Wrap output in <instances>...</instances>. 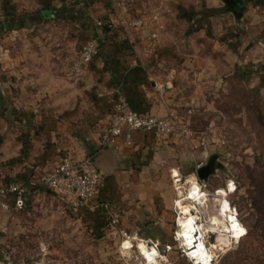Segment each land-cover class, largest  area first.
<instances>
[{"label":"rangeland","instance_id":"374dc122","mask_svg":"<svg viewBox=\"0 0 264 264\" xmlns=\"http://www.w3.org/2000/svg\"><path fill=\"white\" fill-rule=\"evenodd\" d=\"M203 2L204 0H0V22L5 17L3 25L0 23V44L2 40L4 42L7 32H14L10 29L14 26L13 19H23V25L17 30L30 34V41H26L25 47L32 50L31 65L41 75V86L25 88L22 94L15 91L10 94L8 106L11 117L5 124L9 129L21 126L31 128L29 143L38 147L36 136L42 138L44 127L38 118L41 117L39 113L46 119H61L58 115L63 111L60 108L68 102L65 100L66 96H80L83 91L81 88L84 91L88 89L85 86L88 80L87 66L81 65L80 72L76 71L79 66V48L87 39H94L99 47L110 48V56L116 57L112 54L115 50H121V53L124 50H128L127 53L130 49L134 50L135 44L130 37L140 31L146 35L139 46L154 50L162 44L161 30L164 29V21L167 22L164 33L168 32L173 40L167 41L168 44L163 47H179L186 54L192 53L194 49L198 52V47H201L203 51L215 55L213 51H217V48L213 47L214 42L220 45L225 40L218 41L212 35L196 36L200 24L192 21V17H204L208 12L224 14L228 8L222 4L208 9ZM45 7L55 8V15L43 13ZM6 19L8 23L5 24ZM138 19L142 20L140 26L134 23ZM152 33H156L155 45H152ZM15 41L10 39L9 45ZM262 66L261 62L236 65L230 73L219 76L213 87L205 86L199 93L201 98L198 101L190 100L187 103L188 100L182 105V111H192L189 122L195 134L193 137L196 138L202 132L206 134L207 157L203 162L210 155H216V171L207 181V189L211 195L209 198H213L216 189L227 191L230 179L235 185L219 207L232 214V206L236 208L238 218L234 217L240 222L242 231L235 240L229 233V242L213 249L214 264H264ZM185 90L187 96L193 92L188 86ZM72 105L77 113L76 109L79 111L81 104ZM82 107L81 119L87 113L89 105L82 104ZM12 113L24 114L26 118L19 122L12 118ZM36 128L38 133L34 135L33 130ZM11 134L13 141L17 142L14 130ZM40 143L44 144L45 140L41 139ZM183 145L186 157L172 167L179 164L185 181L190 179L192 183H196L192 172L196 163L202 160L204 149L197 145L195 139L193 142L185 140ZM39 148L41 149L40 145ZM90 156L94 157L95 153ZM36 168L32 169L34 172L25 182H21L26 191L25 207L19 211H7L6 215L9 216L0 227V264H139L135 250L129 258L122 255L123 250L119 244L123 238V229L132 235L156 237L162 244L171 240L175 230L174 201L177 207L181 190L176 193L169 172L167 175H159L160 180L156 188H153V195L157 196L158 203L166 210L168 217H171L165 220L162 218L166 223L163 226L149 222L137 230L130 220L127 223L119 220L113 226L106 217L95 219L96 216L81 217L71 213L59 197L36 185L42 171L40 167ZM184 185L187 189L181 192L187 194L189 186L186 182ZM204 194L207 195L205 192ZM185 202L192 205L196 203L190 199ZM104 203L114 208L111 203ZM179 209L180 219L183 214L182 209ZM204 213L200 211L196 215L200 231H205L203 225L205 226L207 214ZM211 232L214 234H209L208 244L206 239L209 246L217 244L216 236L220 230ZM242 234L244 235L241 236ZM127 244L128 242L124 243ZM139 246L142 251L146 249L141 243ZM166 255L168 264H192V261L182 256L178 245Z\"/></svg>","mask_w":264,"mask_h":264},{"label":"crops","instance_id":"0c3cea01","mask_svg":"<svg viewBox=\"0 0 264 264\" xmlns=\"http://www.w3.org/2000/svg\"><path fill=\"white\" fill-rule=\"evenodd\" d=\"M203 3L208 9L222 4L228 8L224 14L208 12L204 17H192V21L200 24L196 36L212 35L218 41L225 40L220 45L214 42L215 55L201 47L198 52L194 49L188 54L179 47H163L167 41L173 40L168 32L164 33L167 25L164 21L162 44L154 50L139 46L146 35L140 31L130 37L135 44L134 50L130 49L129 53L128 50L123 53L115 50L112 54L116 57L110 56V48L99 47L96 42L97 53L87 65L88 74L84 73L87 74L85 86L88 89L81 88V97L77 94L66 96L68 102L60 108L63 111L58 115L61 119H46L39 113L41 117L38 118L44 127L42 138L36 136L38 147L29 143L31 128L9 129L5 124L11 117L10 94L13 91L22 94L25 88L41 86L40 71L31 65L32 50L25 47L30 34L17 30L23 25V19H13L14 26L10 29L14 32H7L0 44V182L21 185L34 172L32 169L51 168L64 154L71 159H80L95 153L94 164L101 173L98 190L86 203L78 206L65 203L69 211L81 217L107 218L102 209L89 208L92 203L106 201L122 212L110 207L118 216V222L130 220L137 230L149 222L165 225L164 220L171 216L168 217L158 203L153 188L159 183V175H167L172 165L186 157L185 140L171 138L157 143L151 133L135 131L131 145H126L120 137L116 147L100 148V133L108 125L109 114L119 98L126 99L140 113L165 115L170 111L181 112L185 102L198 101L205 86L213 87L219 76L230 73L234 66L261 62L264 67V0H204ZM4 19L1 18V25ZM10 39L16 40L11 46ZM186 86L193 89L188 96ZM72 103L81 104L77 113ZM82 104L89 105L83 119ZM24 117V114L12 113V118L19 122ZM12 130L17 142L13 141ZM37 130H33L34 135ZM41 139L45 140L44 144L40 143ZM6 214L7 211L0 208V227L9 216ZM122 231L128 233L125 229ZM143 238L159 240L156 237Z\"/></svg>","mask_w":264,"mask_h":264},{"label":"built area","instance_id":"2783aa9c","mask_svg":"<svg viewBox=\"0 0 264 264\" xmlns=\"http://www.w3.org/2000/svg\"><path fill=\"white\" fill-rule=\"evenodd\" d=\"M135 25L140 26L142 20L138 19ZM152 45H155L156 33H152ZM97 53V44L94 39H87L79 48L78 63L76 68L77 72L82 69L80 66H87ZM191 109L185 111H170L165 115H154L140 113L133 109L126 99L119 98L113 106V111L109 114L108 125L100 133V145L102 147H116V143L120 137L123 138V142L126 145L132 144V133L135 131L149 132L154 136L156 142H164L171 138H179L184 140H196L197 145L202 147V160L200 159L194 166L192 172L196 183L202 193H206L207 197L211 196L209 193L207 181H203L197 178L195 171L197 168L204 164V160L207 157L206 146L208 141L206 139L205 132L193 137L194 131L191 129L189 122V115ZM223 116V115H222ZM169 176L172 181L174 189H180L185 192L187 187L184 185L185 177L180 172L178 165L169 169ZM101 181V173L94 164L92 156H86L80 159H71L67 154L60 157L58 163L48 169H42L37 178V186L43 187L50 191L53 195L59 197L64 203L70 206H78L82 203H86L92 199ZM177 183V184H176ZM228 183H231L234 187V181L230 179ZM226 183V186L228 185ZM35 184V183H33ZM180 187V188H179ZM218 189L215 190V192ZM26 205V191L18 183L0 182V208L4 211L10 210H22ZM90 210L102 209L108 218L109 224L116 225L118 223V216L112 213L111 208L104 202L92 203L89 206ZM175 212V230L171 236V240L166 243H161L157 239L143 238L141 236L130 235L124 231H121L123 238L120 242V248L123 250L124 257H131L134 250L137 253V261L139 264H147L148 259L140 248V243L148 250L157 251L160 254L167 256L172 252L176 245L181 249L190 262L184 245L180 242L177 229L179 219V209L176 207L174 201ZM232 212L234 216L237 215L236 208L232 206ZM199 214V212H198ZM200 217V216H199ZM238 218V217H237ZM201 220V218H200ZM214 232L208 231L206 235L207 244L209 243L210 235ZM124 245V243H127ZM140 242V243H139ZM209 246V245H208ZM161 256L157 257L160 259ZM214 261V260H213ZM212 261V264H214ZM192 263V262H191ZM193 264V263H192Z\"/></svg>","mask_w":264,"mask_h":264},{"label":"bare ground","instance_id":"6f19581e","mask_svg":"<svg viewBox=\"0 0 264 264\" xmlns=\"http://www.w3.org/2000/svg\"><path fill=\"white\" fill-rule=\"evenodd\" d=\"M185 182L189 186V192L187 194H182L180 191L179 193L180 199L177 200V208L179 209L180 207L182 209L183 216L178 220L177 234L193 264H212L214 257L213 249L218 246L226 245L230 240L228 236L229 233L234 239L239 237V233L242 231L238 219H236L229 210L223 211L219 207L223 199L227 197L228 192L233 190V185L229 184L227 191L222 188L218 189L213 198H209L199 190L197 183H192L190 179H187ZM179 190L180 189H178V191ZM189 199L190 201L194 200L196 202L195 205L185 202ZM200 211L207 214L205 226L203 225L205 231H200L198 229V216L196 215ZM180 216L179 212V217ZM217 229L218 231L220 230L216 236L215 242L217 244L208 246L206 244L207 232ZM143 252L148 259L147 264L169 263L167 257L157 251H146V249H143ZM159 256H161L160 259L157 258Z\"/></svg>","mask_w":264,"mask_h":264},{"label":"water","instance_id":"95a60500","mask_svg":"<svg viewBox=\"0 0 264 264\" xmlns=\"http://www.w3.org/2000/svg\"><path fill=\"white\" fill-rule=\"evenodd\" d=\"M215 159L216 155H210L209 159L196 169L195 174L198 179L208 181L209 177L214 175L216 171Z\"/></svg>","mask_w":264,"mask_h":264},{"label":"trees","instance_id":"16d2710c","mask_svg":"<svg viewBox=\"0 0 264 264\" xmlns=\"http://www.w3.org/2000/svg\"><path fill=\"white\" fill-rule=\"evenodd\" d=\"M55 8H51V7H45L43 10H42V12H47L48 14H49V12H50V15L51 16H54L55 15ZM247 233V232H246Z\"/></svg>","mask_w":264,"mask_h":264}]
</instances>
